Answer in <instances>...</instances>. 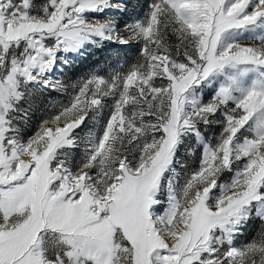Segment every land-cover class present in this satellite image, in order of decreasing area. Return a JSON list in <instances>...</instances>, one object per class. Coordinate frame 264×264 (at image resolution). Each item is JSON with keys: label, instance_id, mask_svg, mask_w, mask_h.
I'll list each match as a JSON object with an SVG mask.
<instances>
[{"label": "snow or ice", "instance_id": "1", "mask_svg": "<svg viewBox=\"0 0 264 264\" xmlns=\"http://www.w3.org/2000/svg\"><path fill=\"white\" fill-rule=\"evenodd\" d=\"M142 7L0 0V264H264V0ZM105 43L138 54L57 75Z\"/></svg>", "mask_w": 264, "mask_h": 264}, {"label": "rangeland", "instance_id": "2", "mask_svg": "<svg viewBox=\"0 0 264 264\" xmlns=\"http://www.w3.org/2000/svg\"><path fill=\"white\" fill-rule=\"evenodd\" d=\"M119 2V0H118ZM123 3L127 5L126 13L122 17L123 20H127L130 17H134L143 11V5L146 0H122ZM115 14L119 17V13ZM247 43V41H244ZM136 46H123L105 43L99 48H92L79 59H75L73 64L66 67L63 73H57L62 79L71 84L75 83L82 77H85L92 73L93 71L103 70L106 73L111 68H115L120 63L131 62L135 59L137 55ZM88 59L85 60L84 58ZM71 94V90L68 93H58V92H45L42 95H38L36 99V116L33 121V125L39 123L40 120L46 118L50 114H54V108L59 107V105L66 103ZM92 121L88 122V126L84 127L80 131V135H84L88 128L92 126ZM217 131L215 128L209 129L208 133L211 135L213 132ZM181 155H187L184 149H181ZM192 157H188V163L192 162ZM230 177L225 175L223 181L229 180ZM262 229H264V220L253 217L249 220L246 225L244 236L241 239L252 238L256 236Z\"/></svg>", "mask_w": 264, "mask_h": 264}, {"label": "trees", "instance_id": "3", "mask_svg": "<svg viewBox=\"0 0 264 264\" xmlns=\"http://www.w3.org/2000/svg\"><path fill=\"white\" fill-rule=\"evenodd\" d=\"M87 58H84L85 60H87L88 59V56H86Z\"/></svg>", "mask_w": 264, "mask_h": 264}]
</instances>
